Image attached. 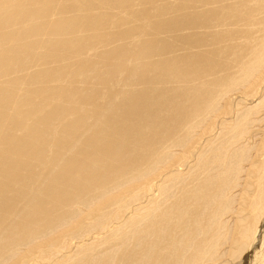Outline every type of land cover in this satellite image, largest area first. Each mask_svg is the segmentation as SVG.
<instances>
[{"label":"bare ground","instance_id":"1","mask_svg":"<svg viewBox=\"0 0 264 264\" xmlns=\"http://www.w3.org/2000/svg\"><path fill=\"white\" fill-rule=\"evenodd\" d=\"M0 264H264V0H0Z\"/></svg>","mask_w":264,"mask_h":264}]
</instances>
